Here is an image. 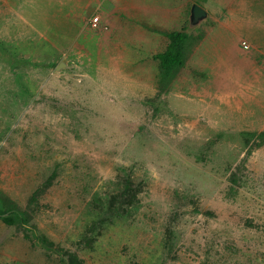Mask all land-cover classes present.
<instances>
[{"label":"rangeland","instance_id":"374dc122","mask_svg":"<svg viewBox=\"0 0 264 264\" xmlns=\"http://www.w3.org/2000/svg\"><path fill=\"white\" fill-rule=\"evenodd\" d=\"M76 1L0 0L1 198L84 264H264L261 39L188 29L185 5L165 85L134 25ZM125 178L131 217L101 224L94 198ZM21 236L0 223V264H52Z\"/></svg>","mask_w":264,"mask_h":264},{"label":"crops","instance_id":"0c3cea01","mask_svg":"<svg viewBox=\"0 0 264 264\" xmlns=\"http://www.w3.org/2000/svg\"><path fill=\"white\" fill-rule=\"evenodd\" d=\"M200 2L198 5L205 10L207 17L199 23V29H203V23H206L216 33H221L216 34L217 38L221 36V40L226 39L222 43H233L232 38H237L238 34L236 30L244 28L249 30L247 34L260 38L263 41L260 43L264 44V0H248L249 4L238 5L240 8L233 5V0H204L203 4ZM76 3L100 6L102 12H107L108 21L112 23L109 28L118 27L115 23L120 24L123 21L134 25L133 29L142 43L150 45L148 52L142 50L146 55L162 52L167 40L165 34L180 30L185 14L184 6L187 5L188 18L192 5L190 0H78ZM208 4L210 8L206 7Z\"/></svg>","mask_w":264,"mask_h":264},{"label":"trees","instance_id":"16d2710c","mask_svg":"<svg viewBox=\"0 0 264 264\" xmlns=\"http://www.w3.org/2000/svg\"><path fill=\"white\" fill-rule=\"evenodd\" d=\"M194 4H197V2L194 1ZM183 30L184 29L166 33L165 37L167 39V43L165 48L162 52L153 56V60L157 63L159 68V80L161 84H168L172 79L174 71L180 68L183 64L184 45L187 41V36L184 34ZM248 135L256 144L264 141V131ZM231 176L233 179L230 178L229 182L234 183L235 179L233 174ZM55 177L56 173L52 172L46 183L49 184L55 179ZM121 183L122 186L117 190L118 194L112 193L111 191L108 194V197H104L102 199L98 196L93 200L94 209L97 210L99 215L98 218L103 217L101 224L107 222L109 223L114 218L119 219L124 216L129 218L131 217L130 210L136 207L137 195L140 190L134 187L133 182L129 178L121 179ZM44 189H46V186ZM41 192H43V190H40V192L34 191L29 199L28 205H36L38 198L42 195L39 194ZM116 205H118L117 208ZM104 216H106V218ZM0 223L5 229H15V232H21V241L30 243L33 251L39 256H42V258L47 262L52 264H84L83 260L75 254L70 253L64 248H60L45 234L38 231L36 224L33 221L32 214L28 209L25 211L13 204H10L7 200H3L1 195ZM98 234H96L93 239L96 238ZM88 241L92 242L93 240L89 238ZM54 255L56 256L57 261L53 259Z\"/></svg>","mask_w":264,"mask_h":264},{"label":"water","instance_id":"95a60500","mask_svg":"<svg viewBox=\"0 0 264 264\" xmlns=\"http://www.w3.org/2000/svg\"><path fill=\"white\" fill-rule=\"evenodd\" d=\"M206 17L207 14L201 6L192 4L187 18V28L192 29L196 27L200 22L205 20ZM60 67H62V64L60 65Z\"/></svg>","mask_w":264,"mask_h":264},{"label":"built area","instance_id":"2783aa9c","mask_svg":"<svg viewBox=\"0 0 264 264\" xmlns=\"http://www.w3.org/2000/svg\"><path fill=\"white\" fill-rule=\"evenodd\" d=\"M91 26H92V27H95V26H96V19H92V20H91Z\"/></svg>","mask_w":264,"mask_h":264}]
</instances>
